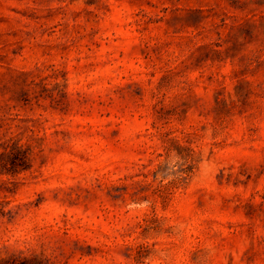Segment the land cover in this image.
<instances>
[{
    "label": "rangeland",
    "instance_id": "rangeland-1",
    "mask_svg": "<svg viewBox=\"0 0 264 264\" xmlns=\"http://www.w3.org/2000/svg\"><path fill=\"white\" fill-rule=\"evenodd\" d=\"M0 264H264V0H0Z\"/></svg>",
    "mask_w": 264,
    "mask_h": 264
}]
</instances>
